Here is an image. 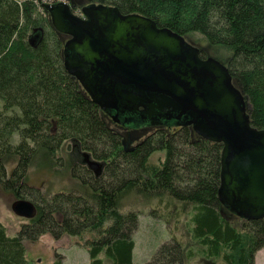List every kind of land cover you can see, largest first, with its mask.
<instances>
[{"label": "trees", "instance_id": "trees-1", "mask_svg": "<svg viewBox=\"0 0 264 264\" xmlns=\"http://www.w3.org/2000/svg\"><path fill=\"white\" fill-rule=\"evenodd\" d=\"M83 1L149 17L224 52L251 124L264 129V0ZM41 3L0 0V192L38 207L13 236L0 221V264H63L59 254L50 262L28 260L26 242L44 234L74 237L88 250L89 264H133L140 214L170 233L146 264H255L264 219L247 221L220 202L223 145L172 120L126 144L67 71L68 35L55 29ZM74 144L105 161L99 178L77 165L75 186L47 193L27 183L35 158L60 165L62 150Z\"/></svg>", "mask_w": 264, "mask_h": 264}, {"label": "water", "instance_id": "water-1", "mask_svg": "<svg viewBox=\"0 0 264 264\" xmlns=\"http://www.w3.org/2000/svg\"><path fill=\"white\" fill-rule=\"evenodd\" d=\"M74 1L43 7L55 29L69 35L64 65L91 100L114 111L115 122L130 111L131 127L172 120L222 144L220 202L247 221L264 219V129L251 124L228 67L203 58L204 48L149 17L83 2L80 16ZM87 163L101 173V162ZM11 209L27 221L38 215L28 199H15Z\"/></svg>", "mask_w": 264, "mask_h": 264}, {"label": "rangeland", "instance_id": "rangeland-1", "mask_svg": "<svg viewBox=\"0 0 264 264\" xmlns=\"http://www.w3.org/2000/svg\"><path fill=\"white\" fill-rule=\"evenodd\" d=\"M207 50L206 55L219 58L225 63L226 54L217 51L214 48L197 44ZM125 143L134 144L142 137H137L134 133L129 136V132L124 131ZM137 139V140H136ZM73 145L66 146L62 150L61 164L58 161H51L45 156H38L33 160L28 168L26 181L32 186L41 188L47 193H53L63 187H72L77 185L76 181L71 177V167L76 160V156L72 150ZM79 159V157L77 158ZM9 162V172L14 162ZM15 199H11L8 195L0 192V221L5 225L8 233L13 236L20 229L21 225L27 222L17 217L11 209V204ZM239 221L238 217L234 218ZM135 241V249L133 252V264H146L150 262L158 249L168 240L170 233L162 221L156 220L148 214H140L138 218V227L133 234ZM76 243V244H75ZM27 258L29 261H53L59 254L63 260V264H89L88 250L80 246L77 240L71 236H63L56 240L49 234L40 236L36 241H27ZM255 264H264V248L260 249L256 254Z\"/></svg>", "mask_w": 264, "mask_h": 264}, {"label": "flooded vegetation", "instance_id": "flooded-vegetation-1", "mask_svg": "<svg viewBox=\"0 0 264 264\" xmlns=\"http://www.w3.org/2000/svg\"><path fill=\"white\" fill-rule=\"evenodd\" d=\"M68 1V0H67ZM68 2H71V1H68ZM84 2L83 0H75L74 1V12L76 14H78V11L81 9V3ZM79 15V14H78ZM68 35V34H67ZM69 35L67 37V41L69 40ZM66 44V43H65ZM203 58H207L205 57V54L203 53ZM81 84V83H80ZM82 85V84H81ZM83 87V86H82ZM140 111H144L145 108L144 107H140L139 108ZM103 114L105 115L104 119H108L109 120V126L118 131L119 133H124L125 132H129V136H133L134 133L137 134V137L139 139V137H142L140 138L138 141H141L142 139H144L145 137L148 136V134L150 132H152L153 130H157V129H160L162 128V126L164 125V121L161 119L159 124L157 125L156 123H154L153 121L150 122L149 120L148 121H144L145 123L139 127H131L129 124H131V120L132 118L135 116L133 115L132 112H128V113H125V115L122 117V121L120 123L118 122H115L113 120V115L115 114L114 111H103ZM125 117V119H124ZM137 140V139H136ZM72 150L76 156V160H74V163L72 164V167H71V172L72 170L77 166V165H80L81 167H85L87 170L91 171L95 176L96 178H99L102 173H103V170H104V167H105V161L103 160H98L96 158H94V156L90 153H88L87 151H84L80 145L78 144H74L73 147H72ZM79 157V159H77ZM88 160H91V161H99L101 162V166H100V170H101V173L99 175H96L95 171L93 169H91L87 163ZM12 171V169L10 170V172ZM9 172V173H10ZM9 196V195H8ZM10 197V196H9ZM11 199L13 198L12 196L10 197ZM19 199V198H17ZM18 217V216H17ZM37 217V216H36ZM35 217V218H36ZM20 218V217H19ZM23 219V218H22ZM29 221H27L26 223L24 224H27ZM23 224V225H24ZM22 226V225H21ZM21 228V227H20ZM20 230V229H19ZM18 230V231H19ZM17 231V232H18ZM16 232V233H17Z\"/></svg>", "mask_w": 264, "mask_h": 264}, {"label": "built area", "instance_id": "built-area-1", "mask_svg": "<svg viewBox=\"0 0 264 264\" xmlns=\"http://www.w3.org/2000/svg\"><path fill=\"white\" fill-rule=\"evenodd\" d=\"M62 1H65V0H42V3L41 4H53V3H56V2H62ZM78 14L80 16H82V12L81 10L78 11Z\"/></svg>", "mask_w": 264, "mask_h": 264}, {"label": "crops", "instance_id": "crops-1", "mask_svg": "<svg viewBox=\"0 0 264 264\" xmlns=\"http://www.w3.org/2000/svg\"><path fill=\"white\" fill-rule=\"evenodd\" d=\"M255 262H256V257H255Z\"/></svg>", "mask_w": 264, "mask_h": 264}, {"label": "bare ground", "instance_id": "bare-ground-1", "mask_svg": "<svg viewBox=\"0 0 264 264\" xmlns=\"http://www.w3.org/2000/svg\"><path fill=\"white\" fill-rule=\"evenodd\" d=\"M56 156V155H55ZM76 244V243H75ZM54 261V260H53ZM41 262V261H40Z\"/></svg>", "mask_w": 264, "mask_h": 264}]
</instances>
